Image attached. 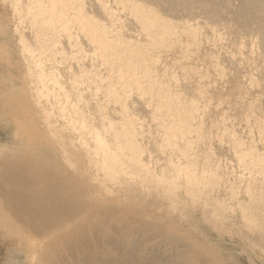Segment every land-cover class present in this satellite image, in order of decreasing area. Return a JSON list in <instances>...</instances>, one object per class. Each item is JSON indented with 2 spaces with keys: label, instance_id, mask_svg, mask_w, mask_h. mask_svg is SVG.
Returning a JSON list of instances; mask_svg holds the SVG:
<instances>
[{
  "label": "rangeland",
  "instance_id": "rangeland-1",
  "mask_svg": "<svg viewBox=\"0 0 264 264\" xmlns=\"http://www.w3.org/2000/svg\"><path fill=\"white\" fill-rule=\"evenodd\" d=\"M13 1L0 0V191L21 187L41 192L51 208L48 218L67 217L70 221L44 237L33 226L43 228L48 220L35 218L26 223L20 209L0 193V264H36L39 260L40 264H89L96 260V253L109 258L104 264L113 263L111 259L116 261L113 264H264V178L259 173L250 177L248 168L239 165L233 142L242 143L245 149L251 146L257 155H263L258 124L264 125V56L258 59L262 64L258 73L247 65L239 69L243 64L236 67L220 50V68L216 70L212 60L195 45H187L184 37L172 51L162 53L150 71L159 86L143 82L147 95L132 91L116 104L106 102L101 86L107 78L113 84L117 79L110 77L108 67L94 56L90 42L75 30L70 38L60 36L55 63L43 61L46 73H54L59 81L55 91L61 95L69 92L68 102L76 104L73 78L89 72L85 80L96 74L100 81L106 79L100 84L93 77L98 84L93 79L88 81L91 85L85 82L80 86L87 96L82 103L77 98V105L84 108L86 102L88 108L81 109L85 120L90 117L88 124L98 129L102 121L97 120L94 107L106 108L105 122H113L117 133L125 107L137 130L141 165L152 177V183L143 186L103 185L102 175L94 169L92 150L81 146L79 133L64 130L65 121L57 110L34 97L35 76L30 78L29 57L20 46L38 55L36 32L25 17L19 19L24 12L14 11ZM24 2L20 0V8H25ZM103 2L107 8L112 6L109 14L100 9L98 0H82L84 12L117 31L120 39L142 46L145 37L132 18L119 11L112 0ZM181 49L186 55L180 54ZM164 73L165 79L175 77L170 86ZM249 79L259 86L248 87ZM99 88L102 90L97 91ZM249 103L255 105L253 116L245 111ZM159 104L168 111L157 112ZM184 110L199 115L188 119L186 115L194 113ZM179 120L195 133L186 141L170 136L169 141H181V146L169 147L164 144V127ZM185 142L191 143L187 145L190 148ZM174 166L194 169L198 180L192 190L181 183L170 196L156 181L171 179ZM55 202L60 207H55Z\"/></svg>",
  "mask_w": 264,
  "mask_h": 264
},
{
  "label": "bare ground",
  "instance_id": "bare-ground-1",
  "mask_svg": "<svg viewBox=\"0 0 264 264\" xmlns=\"http://www.w3.org/2000/svg\"><path fill=\"white\" fill-rule=\"evenodd\" d=\"M98 2L101 5L100 9H102L105 14H109V8L112 6L110 5V7L107 8L104 6V2L102 3V0H98ZM112 2L117 5L119 11L127 13L137 25L139 31H141L145 37V42L142 43V46L137 41L131 42V40H122L117 31L115 32L105 25L98 24L95 19L89 17V14L87 15V13H85L86 11L84 12L82 0H25V2L22 3L25 8L19 7L20 0H14L13 9L18 13L23 11L24 15L16 14L20 17L19 19L25 17L24 20L27 19V21H29L28 23L35 28L36 32V44H38L39 50L38 55H35L32 49L30 50L24 45L20 46L25 49L24 51L29 57L28 72L32 75L30 78L35 76L34 84L37 87L34 90L35 99L38 102L43 99L51 105L53 109L57 110L59 116L65 121L64 130H70L76 132V134L77 132L79 133L77 136H80L81 146L86 148V150H92V161L96 167L94 169L102 175L103 185H122L123 183H131L143 186L146 183H152V177L149 171L141 165V160L143 158L141 159L140 156L142 152L136 146L137 130H135L132 119L129 117L130 114L128 115V112L125 113L127 111L126 108L123 107L125 112L122 115L123 118L119 133H117L116 126L113 122H105L107 115L106 108L103 109L100 105L94 108L96 109V114L99 115L100 118L97 120L102 121V128L98 129L92 127V124V126H90L87 122V119L89 120L90 117L85 120L84 112L81 110L83 107L80 108L78 106L80 105V101L82 103V101L85 100V96H87L82 94L79 88H81L80 86H83L85 82L89 81L92 83L91 80L97 77V74L95 76L92 75L94 78L92 77L91 80H85L89 76L85 77L84 75L89 72L84 73L83 76L85 78L83 76L73 78V88L75 87L76 89L73 90L76 91V97L79 100V103H77L78 100L76 98V104H73L74 101L69 103V96L67 95L70 94L69 92H66V94L62 91L63 94L61 95L59 90L57 92L55 91L54 86L59 87V81L55 78L54 73H46L47 71H45L43 61H54L55 55L58 54L55 49L57 48L56 42H59L58 45H60V41H57L60 36L70 38L72 36L71 31L73 32V30L81 33L93 46L92 50L94 56L99 58L100 62L108 67L111 72L110 77H115L117 79L116 82H118L117 84L122 88L118 91L117 85L115 84L116 82L114 84L111 82L108 83V78L107 80L105 79L106 82L104 83L106 84L101 86L105 93L104 97L108 99L106 102H113L116 104H119L123 98L126 99L127 95H130L128 93L132 91H136L142 96L147 95L146 93L148 92L142 87V84H144L143 82H149L150 85L159 86V82H155L151 79L150 71L159 63L160 55L164 52L172 51L174 46L180 43L181 39L184 37L187 41V45H195L196 50L199 51L201 49V51L212 60V66L216 70L220 68L219 57L221 56L219 53L221 50L225 53H223L225 57L227 55L232 64L234 63L236 67L243 64V67H239V69H245L247 65L246 67L251 68L252 72L261 73L262 64H260L258 59L261 55L262 58L264 56V0H112ZM127 15L124 14L125 17ZM72 45L70 46L71 50L73 47ZM75 45L76 48L78 44L75 43ZM79 53L80 52H78V54ZM180 54L186 55V51L181 49ZM238 56L240 57L239 59L237 58ZM243 58L247 63L243 61ZM53 63H55V61ZM232 64H230L231 67ZM77 67L78 65H76V68ZM84 67L85 66H83V68ZM33 71L35 73L34 75L32 74ZM248 73L249 72H247L246 75L251 77L252 73ZM163 76L164 80L167 81L170 86V80L173 83L175 77L170 76L169 79H165L167 76L166 73H164ZM98 77L97 81H100L101 79H98ZM97 81L94 79V83ZM102 81H100V84H102ZM254 82L249 79L247 82L249 84L248 87H254L256 84L258 85V83ZM236 84L241 85L238 81ZM94 89L96 90V88ZM150 101H153V98L150 97ZM83 104L86 105V102H83ZM85 105L83 108L84 110L88 108ZM254 106V103H249L245 107V111L251 114V116L256 114ZM119 108L122 107L120 106ZM156 111L164 113L167 112L168 109L159 104L156 105ZM184 111L194 113L193 115H186L188 119H194L195 115H199L196 114L195 110ZM50 115L52 116L51 111ZM169 116L173 119L172 115ZM164 129V144L169 147L172 145L176 147L181 146V141L179 144L169 141L170 136H178L176 140L181 139L182 141H186L189 138L188 136L195 133L194 129H191L189 125L180 120L175 125L164 127ZM258 135L261 138V140L260 138L259 140L264 144V125L262 123L258 124ZM108 136L111 138L110 141H112V143L108 140ZM56 137L57 139H61V136ZM86 139L91 140L93 146H89ZM233 142L236 144L237 150L234 153L236 154L239 165H244L248 168L249 172H251L250 177L251 175L255 176L253 175L255 173H259L264 178V146L262 150L263 155H257L251 146L245 149L242 143ZM189 143L190 142L186 143V148L188 147L187 145L191 144ZM188 148H190V146ZM183 157L187 159L185 155ZM134 166H138L139 168H133ZM174 167L175 168H172L174 173L171 179L165 177L156 181V185L170 196L181 186V183L185 185L186 188L192 190L198 180L194 169L178 168L179 166ZM7 181L9 180H6V182ZM9 183L10 182H8V184ZM0 185H3V182ZM20 188H10V190L6 191L2 189L0 193L6 196L9 201L20 209L23 217L25 216L27 220L26 223L31 222V220L35 218L48 220L45 224L41 222L42 220L39 221L43 224V228L34 224V226L32 225L40 235L44 237L49 236L51 232L61 229L65 226L66 222L70 221V218L67 217L56 218L54 216L48 218L51 208L49 209L50 206L46 204V201L43 199V193ZM56 206L60 207L57 202H55V207ZM107 214L108 213H106V215ZM54 245L55 244H53V246ZM96 256V260L90 261L89 264H104V262L109 259L105 254L96 253ZM31 259L33 260L34 258L32 257ZM39 262L40 260L35 263L40 264ZM111 262L116 263L115 259H111Z\"/></svg>",
  "mask_w": 264,
  "mask_h": 264
}]
</instances>
